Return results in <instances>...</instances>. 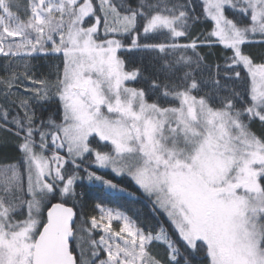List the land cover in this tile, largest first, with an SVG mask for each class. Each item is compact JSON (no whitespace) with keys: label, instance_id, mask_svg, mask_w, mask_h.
Returning <instances> with one entry per match:
<instances>
[{"label":"snow or ice","instance_id":"snow-or-ice-1","mask_svg":"<svg viewBox=\"0 0 264 264\" xmlns=\"http://www.w3.org/2000/svg\"><path fill=\"white\" fill-rule=\"evenodd\" d=\"M19 8L0 0V56L11 69L0 78V125L22 134L21 163L0 168V264H264V59L245 51L264 48V0H29L26 18ZM200 21L211 24L204 39L180 43ZM205 45L223 46V68L204 63ZM133 49L147 59L128 69L118 53ZM49 54L61 60L55 76L37 78L30 61ZM50 103L56 111L38 117ZM85 161L129 176L178 238L163 222L145 232L97 204L91 229L103 234L89 231L86 260L64 203Z\"/></svg>","mask_w":264,"mask_h":264},{"label":"trees","instance_id":"trees-1","mask_svg":"<svg viewBox=\"0 0 264 264\" xmlns=\"http://www.w3.org/2000/svg\"><path fill=\"white\" fill-rule=\"evenodd\" d=\"M20 4V8L17 10V14L21 18H26V8L29 3L28 0H17ZM131 3H135L136 0H130ZM211 30V24L207 21H200L193 24L189 30L188 38H181L180 43H189L192 38L199 37L204 39L207 32ZM162 39V38H161ZM200 54L205 58L204 63L215 70V65L219 64L221 68L224 66L225 52L222 45H214L212 47L200 46L198 48ZM246 52H250L257 62L264 59V48L258 45H253L245 49ZM188 55H191V50L188 51ZM230 54V53H228ZM122 59L125 60V66L128 69L141 67L147 59V54L133 49L131 51H121L118 53ZM5 58L0 56V78H7L8 71H5ZM31 64L33 71L37 78L47 77L53 79L55 76V65L60 64L61 60L58 54H49L47 57L41 55L39 58L32 59ZM130 86H139L135 83ZM0 91H3V86L0 85ZM20 94L25 95L23 89H19ZM15 99V97H13ZM3 96H0V104H4ZM7 106V105H6ZM57 109L55 103L45 105L43 108H38L37 116L46 118L50 113H54ZM11 114H15L16 109L9 108ZM59 120V116H56ZM254 129L259 130V124H255ZM22 138L16 135L15 125L9 124L6 127L0 125V168L8 165H19L21 163L22 154L18 150L17 145ZM51 155V152L48 153ZM60 155H67L63 150L60 151ZM93 159V158H90ZM67 167V166H66ZM83 167H87L89 171H94L98 175L104 176L105 179L111 180L114 184L118 185L119 189H122L119 194H114L112 190L106 188L103 185H99L95 182H90L86 178V174L83 172ZM80 175L84 176V179L77 180L75 184V191L77 193L75 199L65 198L64 203L67 206L72 207L75 212V231L76 235L88 230V222L92 217L100 215L97 204L105 209H112L113 211L121 212L128 216L135 225L145 232L153 231L154 233L159 230V225L163 222L164 227L173 234L174 238H178L167 219L166 214L158 207L154 206L153 199L146 196L140 188L132 181L127 175H115L108 171H100L96 166L89 161H85L82 168L79 170ZM60 202L59 199L52 201V203ZM50 205H46L43 209V216L45 211ZM86 230V231H87ZM89 234V233H88ZM92 238L98 239L96 234L91 233ZM89 247L91 245L89 243ZM71 248L74 255L77 258L80 257V250L76 247V242L71 243ZM151 254L157 258L166 262L165 246L159 243H153L150 245ZM91 254V253H90ZM89 255V254H88ZM99 259H105V253L100 252ZM193 264H200L202 257L194 256Z\"/></svg>","mask_w":264,"mask_h":264},{"label":"rangeland","instance_id":"rangeland-1","mask_svg":"<svg viewBox=\"0 0 264 264\" xmlns=\"http://www.w3.org/2000/svg\"><path fill=\"white\" fill-rule=\"evenodd\" d=\"M29 1V0H28ZM65 152V151H64ZM66 153V152H65ZM94 158V157H93ZM97 168V167H96ZM99 169V168H97ZM100 171H108L110 173H113L111 171V169H99ZM115 174V173H113ZM116 175V174H115ZM141 190V189H140ZM143 192V190H141ZM144 193V192H143ZM145 194V193H144ZM146 195V194H145ZM147 196V195H146ZM153 199V198H152ZM101 215V214H100ZM100 215H98L96 218L99 219ZM121 222L119 221H113V227L118 231L119 230V226H120ZM87 230V229H86ZM83 231L81 233H78L77 236H82L83 237V241H82V247L84 248V257L86 260L90 259L91 256V248L89 247V231L94 234H96V237L98 238L97 241H99V237L100 235H102L103 233L101 231L95 230V229H91V220L88 222V230L87 231ZM92 237V236H91ZM73 242H76V240H73ZM89 254V255H88ZM81 255V253L79 254ZM107 258L106 253H105V259Z\"/></svg>","mask_w":264,"mask_h":264},{"label":"water","instance_id":"water-1","mask_svg":"<svg viewBox=\"0 0 264 264\" xmlns=\"http://www.w3.org/2000/svg\"><path fill=\"white\" fill-rule=\"evenodd\" d=\"M66 207H70V206H67V205H65ZM50 207V206H49ZM72 208V207H71ZM48 209V208H47ZM46 212H47V210L45 211V213H44V217L46 218ZM73 212H74V210H73ZM75 213V212H74ZM75 222V215H74V219H73V223ZM72 242V241H71Z\"/></svg>","mask_w":264,"mask_h":264}]
</instances>
